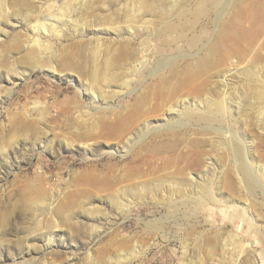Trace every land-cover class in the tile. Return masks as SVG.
Here are the masks:
<instances>
[{
    "label": "rangeland",
    "instance_id": "obj_1",
    "mask_svg": "<svg viewBox=\"0 0 264 264\" xmlns=\"http://www.w3.org/2000/svg\"><path fill=\"white\" fill-rule=\"evenodd\" d=\"M225 3L0 0V264H264V101L216 29L264 0Z\"/></svg>",
    "mask_w": 264,
    "mask_h": 264
},
{
    "label": "bare ground",
    "instance_id": "obj_2",
    "mask_svg": "<svg viewBox=\"0 0 264 264\" xmlns=\"http://www.w3.org/2000/svg\"><path fill=\"white\" fill-rule=\"evenodd\" d=\"M73 1V0H72ZM233 0H226V3L225 5L226 6H229L230 4H232ZM54 4V3H53ZM66 5V4H65ZM61 6V5H60ZM63 8V7H62ZM58 9V8H57ZM72 11V10H71ZM144 11V10H143ZM141 12V11H140ZM139 13V12H138ZM237 13V12H236ZM60 14V13H59ZM226 14V9H224L223 7H220L219 8V13L216 14L217 15V25H216V29L218 30V26H219V30H220V33L222 34L223 32L225 33L226 31L227 32H233L232 36L234 37L233 38V41H234V47L232 49V51L226 53L225 57L224 55L221 56L220 60H219V63L220 65L222 66L224 63L222 62L223 60H225V62L227 61H231V65L235 66L236 64L238 65L240 62L241 64L243 62H247L248 65L250 67H243L244 68V73L246 76L249 74V73H252L255 77H247V79L245 80L244 82V86L246 87H254L255 88V93H256V97H258L260 100L262 99L264 101V77H263V74L259 73L257 74L256 73V67L258 66V61H259V57L256 56L254 58H251L250 57V53H251V49L253 47H255L256 43L258 41H264V36H262V39L263 40H258V36L260 35H264V22L263 24H261L259 27L256 28V26H251V27H244L241 29V26H239L238 28L234 29L233 30V27L230 28V26L228 27L226 22L227 21H222V18L223 16ZM61 15V14H60ZM238 15V14H237ZM235 16L236 19H238V16ZM58 15H56L57 17ZM65 16V15H64ZM68 16V15H67ZM135 16V15H134ZM53 17V16H52ZM51 17V18H52ZM60 18V17H58ZM63 18V17H62ZM57 19V18H56ZM65 19V18H64ZM68 19V18H67ZM58 21V20H57ZM61 21V20H59ZM64 21V20H63ZM51 22V21H50ZM69 22V21H68ZM77 23V22H76ZM219 23H221V25H219ZM254 25V24H253ZM131 26V25H130ZM36 29L38 31L35 30V39L37 42L40 41V39L42 38L41 36H43L45 34V30L47 31V28H50L49 30H52V32H55L58 36L60 35V32H61V28H59V25L58 24H54L53 22L52 23H45V22H38V24L36 25ZM134 27V26H133ZM130 29V28H128ZM63 30V29H62ZM51 32V31H50ZM51 32V33H52ZM50 33V34H51ZM45 43V42H44ZM219 48V47H218ZM217 48V50H218ZM260 49V52L259 54L261 55V51L264 49V42L262 44H260V46L258 47ZM252 52H254V50H252ZM132 55V54H131ZM237 57V59H235ZM264 57H260V60L263 59ZM165 59V58H164ZM249 60V61H248ZM230 63V62H229ZM136 64V63H134ZM142 64V63H140ZM226 65V64H225ZM231 66V67H233ZM264 66V65H263ZM262 66V67H263ZM237 67V66H236ZM255 67V68H254ZM52 69H56L55 68V65H52L51 66ZM137 69V67H135ZM135 69V70H136ZM229 69V68H228ZM226 69V70H228ZM262 69V68H261ZM134 70V71H135ZM232 70V69H231ZM92 71V70H91ZM94 72V71H93ZM106 74V73H105ZM228 74V73H227ZM250 74V75H252ZM252 75V76H253ZM104 76H108V75H104ZM226 77V75H225ZM99 78V77H98ZM109 78V77H107ZM246 78V77H245ZM114 79V78H113ZM102 82H103V79H101ZM106 80V79H104ZM225 82H227L226 80H224ZM91 82V81H90ZM100 83V82H99ZM98 83V84H99ZM223 83V82H222ZM96 84V83H95ZM93 82L91 83H88L87 84V87L85 88V90L83 91L84 94L87 93L88 91L89 92H92L93 94V99L94 101L100 99V100H107L108 96V90H104L103 87H97V88H94L95 85ZM101 84V83H100ZM110 84V82H109ZM107 84V85H109ZM228 84V82H227ZM226 84V85H227ZM97 85V84H96ZM229 85V84H228ZM102 86V85H101ZM258 87V89H257ZM110 88V87H108ZM226 88V87H225ZM225 90V89H224ZM114 93H116L114 91ZM253 93V92H252ZM79 94H81V92H79ZM82 95V94H81ZM254 96V95H253ZM234 98V97H233ZM257 99V98H255ZM235 100V99H234ZM237 100V99H236ZM262 100L260 102H262ZM194 101V100H193ZM213 102V101H212ZM224 103V101H222ZM222 102H220L222 104ZM185 103V102H184ZM219 103V104H220ZM238 103V101H237ZM240 103V102H239ZM106 104V103H105ZM202 104V103H201ZM171 105V104H170ZM212 105V104H211ZM185 106V105H184ZM109 107V106H108ZM113 107V106H111ZM173 105L169 108L170 111H172ZM93 108V105L90 106V109ZM101 109V108H100ZM231 110V109H230ZM184 111V110H183ZM173 123V122H172ZM167 124V123H166ZM171 127V126H170ZM107 133H105L106 135H121L124 131H126V129L123 128V126H119L117 123L113 124V125H110L109 128H107ZM236 136V135H235ZM88 146H91L90 144ZM242 147V146H241ZM240 147V148H241ZM243 149V148H242ZM236 152V151H235ZM238 163V171L239 173L241 174L240 176H242L243 172L245 171H249L250 173H252V171L254 170H258V166H254L253 163L248 159V157L246 159H244V161H237ZM223 169V168H222ZM246 173V172H245ZM191 174V173H190ZM251 175V174H250ZM252 177V176H251ZM197 181V183H193L195 186L198 187V194H203V191L205 188H208L207 190H209L210 188L209 187H206L207 186V180H208V177H207V173H198V175L195 177ZM210 178V177H209ZM246 177H243L242 179H245ZM255 178V177H254ZM257 179V178H256ZM195 180V179H193ZM258 180V179H257ZM246 181L248 182V179H246ZM245 182V181H244ZM246 182V183H247ZM243 183V182H242ZM251 183V182H250ZM244 184V183H243ZM248 184V183H247ZM246 184V185H247ZM242 185V184H241ZM249 187H251L249 185ZM188 191V190H187ZM197 194V193H196ZM201 196V195H200ZM203 196V195H202ZM172 198V197H171ZM189 198V197H188ZM195 198V197H194ZM198 198V197H197ZM199 198H202V197H199ZM205 200V199H204ZM214 200V199H213ZM215 201V200H214ZM202 202V201H201ZM204 202V201H203ZM49 205V204H48ZM47 205V206H48ZM251 208V207H250Z\"/></svg>",
    "mask_w": 264,
    "mask_h": 264
}]
</instances>
